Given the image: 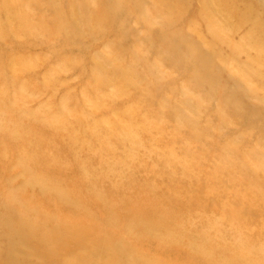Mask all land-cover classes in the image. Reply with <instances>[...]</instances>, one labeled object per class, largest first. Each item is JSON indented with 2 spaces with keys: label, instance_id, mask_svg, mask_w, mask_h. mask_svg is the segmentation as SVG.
<instances>
[{
  "label": "rangeland",
  "instance_id": "obj_1",
  "mask_svg": "<svg viewBox=\"0 0 264 264\" xmlns=\"http://www.w3.org/2000/svg\"><path fill=\"white\" fill-rule=\"evenodd\" d=\"M196 263L264 264V0H0V264Z\"/></svg>",
  "mask_w": 264,
  "mask_h": 264
},
{
  "label": "bare ground",
  "instance_id": "obj_2",
  "mask_svg": "<svg viewBox=\"0 0 264 264\" xmlns=\"http://www.w3.org/2000/svg\"><path fill=\"white\" fill-rule=\"evenodd\" d=\"M132 210H134V208L132 207ZM129 243H132L131 245H133L134 242H131V240L129 241ZM189 245H192L191 243H188ZM129 245L131 248L132 246ZM135 246V248L139 251H142V253H145V254H149L151 255L152 257L154 258H158V257H163L165 258V255H170L169 252H170V249L167 247H164V250L163 252L161 250H158L156 248H152L150 249L149 246H146L143 242V244L141 242H135V244L133 245ZM131 251V249H129ZM183 250V249H182ZM182 250H173L174 252H171V258L174 259L175 261H178L180 259H182L184 256L182 255ZM201 252V251H200ZM202 253V252H201ZM165 254V255H164ZM169 258V259H171ZM205 260L208 262V258H205ZM145 262H147V260H145ZM196 264H202V263H196Z\"/></svg>",
  "mask_w": 264,
  "mask_h": 264
}]
</instances>
